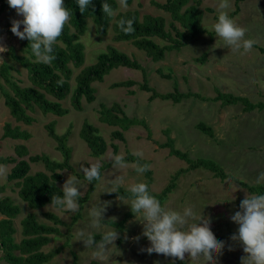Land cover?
<instances>
[{
  "label": "rangeland",
  "instance_id": "obj_1",
  "mask_svg": "<svg viewBox=\"0 0 264 264\" xmlns=\"http://www.w3.org/2000/svg\"><path fill=\"white\" fill-rule=\"evenodd\" d=\"M166 1L132 0L131 5L123 9L116 0L118 4L116 11L117 14L129 10L137 11L140 18L144 15L161 16L165 18L168 28V23L171 21L169 14L156 6ZM3 3L4 8L0 13V39L8 49L13 46L17 55H23L19 50L23 40L10 31L11 21L22 20L23 17L18 16L16 11L9 7L7 0L4 2L0 0V7ZM219 3L220 0L189 2L188 6L196 5L200 13L197 21L205 33L195 36L180 51L167 52L160 61L152 60L130 42H115L112 22L105 34H98L95 24L88 19L87 31L81 38L85 54L84 64L80 68L71 66L73 75L70 85L74 88L78 73L84 67L95 64L99 54L106 51L107 46H112L140 63L145 70L148 85L156 92L173 93L176 88L180 94L192 93L197 97L182 99L179 103L159 98L150 100L151 93L141 91L140 88L143 83V73L119 67L106 75L102 82L92 84L96 90L94 102L88 103L82 98V107L78 111L73 107L71 93L60 101L62 107L67 109V114L43 115L38 108H35L33 111H27V114L35 120L32 124L26 125L15 121L11 116L0 90V157L19 160L16 148L23 146L27 151L24 160L30 156L46 155L51 161L61 163L63 156L57 149V142L49 136L47 129L48 125L53 124L57 135L67 134L66 146L71 149L69 165L74 171L73 173L70 170H58L57 172L63 176V181L58 183V186L62 189L68 177L74 175L80 181L78 184L81 190L80 198L87 196L76 212L58 211L49 205L41 209H31L19 198L17 182L7 179L15 164H3L7 165V176L6 179L0 178V186L4 188L0 193V199L10 198L20 210L13 221L16 243H19L23 237V219L34 214L38 222L53 226L59 232L57 235H51L50 242L42 248L44 253L59 250L48 264H106L94 259L93 249L85 248L76 236L81 229L93 232L94 235H99L104 230L93 229L92 218L89 215L91 207L97 204L99 199L101 202H110L103 219L108 228L114 227L106 223L112 217L117 218L116 222L126 219L123 231H118L121 240L115 241L116 249L113 248L110 252L112 264H115L114 261L116 264H191L187 255L182 262L162 254L149 255L141 251L149 247L150 242L142 236L143 226L137 221L139 217L136 220L128 205L119 201L112 195L113 193H107L111 188L109 183L98 181L90 191L91 184L85 180L81 171L82 167H88L96 162H100L102 167L104 164H111L110 157L113 154H121L124 158L127 155L136 157L133 153L142 151L143 157L139 159L151 165L152 182L149 184V189L154 194H161L180 170L188 168L187 163L171 156L170 150L162 147L169 139L173 140L175 149L186 152L192 160L214 161L224 173L249 186L263 185H257L255 180L259 173L264 172V109L255 108L245 111L242 102L224 105L221 101H214V98L218 93H222L245 98L253 105L264 103V54L254 47L264 49V0H244L237 4L239 12L233 19L247 28L246 38L257 41L253 49L244 55L232 52L212 29V25L217 20ZM229 3L231 7L227 11L230 14L236 9V0H229ZM176 25L178 26L177 23ZM7 52L0 54L4 60H7ZM7 61L12 66L9 71L12 81L20 88L32 87L26 69L11 58ZM2 63L0 62V65ZM121 81H133L136 84L129 88H112L114 83ZM0 85L12 94L10 87L1 77ZM48 99L54 100L50 97ZM115 104L121 109V112H113L115 115L143 121L144 125L137 124L122 130L119 126H110L100 121L102 106L110 109ZM199 123L212 129L213 138L196 129ZM85 124L96 128L97 135L104 140L106 149L101 156H91V150L81 138ZM6 125L11 128L18 127L21 132L27 131L29 138L17 140L5 138ZM116 131L122 134L124 140L113 136ZM36 172L50 174L42 162L30 163L29 174ZM101 174L108 180L115 179L119 174L124 176L125 183L120 187L124 190L137 181L148 183L145 174H137L131 166L114 169L112 164ZM233 182L232 179L216 178L212 172L202 168L190 170L177 177L173 190L161 202L178 211L192 205L197 215L202 212V215L211 218V231L218 240L226 242L223 254L216 257L217 264H241V257L244 255L242 247L229 239L238 230V225L231 222L230 216L239 210V204L245 196L244 191L235 192V189L230 191L229 187ZM239 187L243 188L240 185ZM243 189L251 193L248 189ZM47 213L55 215L61 223L55 224L45 216ZM3 218L0 215V220ZM136 237H139L138 241L134 239ZM229 246L232 247V251L228 250ZM2 256L3 252L0 249V264H8L1 258Z\"/></svg>",
  "mask_w": 264,
  "mask_h": 264
},
{
  "label": "trees",
  "instance_id": "obj_2",
  "mask_svg": "<svg viewBox=\"0 0 264 264\" xmlns=\"http://www.w3.org/2000/svg\"><path fill=\"white\" fill-rule=\"evenodd\" d=\"M4 1L5 0H2V2ZM191 1L192 0H167L164 4H156L160 10L169 14L171 18L167 28V22L164 17L144 15L140 18L137 11L129 10L109 18L102 12L101 6L104 0H92V5L89 6V9L83 14L79 12L76 0H64L65 6L72 10L73 16L68 25L65 26L62 35L58 38V42L54 45V55L56 57L54 61L50 64L37 62L29 46V41L26 39L23 40L19 47L23 55H17L13 46L9 48L6 54L7 60L11 58L26 69L29 80L33 86L20 88L12 81L9 74L12 66L8 61L4 60L0 65V77L3 78L12 91V94H10L0 85L5 105L9 109L11 116L15 121L22 122L26 125H30L34 122L35 119L29 116L27 111H33L35 108H38L43 115L51 113L55 116H63L67 114V109L62 107L60 101L64 100L71 93L73 107L79 111L82 107V98L88 103H92L96 99V90L92 87V84L94 82H102L106 75L113 69L119 67L141 71L143 73V83L140 85V88L141 91L151 93L150 100L159 98L161 100H171L173 103H179L182 99L192 96L197 97L192 93L180 94L177 92L176 88L173 93L161 94L156 92L155 89L148 85L145 70L140 63L112 46H107L106 51L99 54L95 64L84 67L78 73L75 77L76 84L74 88L70 85V80L73 75L71 66L80 68L84 64L85 54L81 38L87 31L88 19H91L95 24L98 34H105L109 24L112 22V29L114 31L113 40L115 42H130L138 50L144 51L152 60L160 61L164 59L167 52L180 51L195 36L205 33L204 29L201 28L197 21L200 13L196 5L188 6ZM242 1L244 0H236V9L229 14L230 17L233 18L238 14L239 9L237 4ZM106 2L115 10L118 9L116 0H106ZM127 3L128 6H130L132 0H127ZM3 8L4 3L0 7V13ZM208 10L213 13L211 9ZM121 18L134 19V32L132 34H125L120 30L118 21ZM254 47L264 54V49L257 46ZM135 84L136 83L133 81H121L114 83L112 88H129ZM130 93L134 94L133 92ZM48 97L54 100H50ZM214 101H221L224 105L242 102L245 106V111H251L255 108H259L260 110L264 109V103L253 105L245 98L234 97L222 93H218ZM117 111L121 112L118 104L113 105L110 109L102 106L100 121L110 126H119L122 130H127L129 127L137 124L144 125L143 121H138L137 119H128L125 116L122 118L118 117L113 113ZM47 129L49 131V136L57 142V149L63 156V161L61 163L51 161L46 155L30 156L27 160H24L23 157L26 156L27 151L23 146H18L16 148V155L20 158L19 160L0 157V164H15L8 174L7 179L8 181L17 182V186L19 187V198L31 209H41L46 205H50L52 195L62 196V189L58 186V183L63 181V176L57 172L58 170H70L74 173L72 167L69 165L71 149L66 146L67 134L57 135L54 132L53 124L48 125ZM196 129L211 138L214 136L212 129L203 123L197 124ZM80 136L91 150V156L98 157L104 153L106 149L105 143L104 140L97 135L96 128L89 124H85ZM113 136L124 140L120 132H114ZM4 137L12 140L28 139L29 134L27 131L21 132L18 127L11 128L9 125H6ZM173 145V140L169 139L162 147L168 148L171 156H175L187 163L188 168L180 170L179 173L175 175L174 180L172 179L171 183L161 194H154L150 191L151 194L161 202L173 190L175 180L181 173L199 168L212 172L216 178H220L221 180L232 179V181L248 189L251 193L255 191L261 194L264 193V184L256 187L249 186L231 175L224 173L222 168L214 161L207 159L192 160L186 152L175 149ZM137 159L139 158L131 155H127L124 158L126 163H134ZM139 160L142 164H149L147 161ZM39 162L44 164L45 169L50 174H46L45 172H36L32 175L29 174L30 163ZM111 165L112 163L104 164L103 167H101V173ZM144 174L148 180L147 184L149 185L150 182H152L151 171L148 170ZM97 182L98 181L91 182L90 191L93 190ZM3 190L4 188L0 186V193H2ZM112 195L117 197V195H127V193L126 190L120 188L118 193H113ZM86 197L80 198V205H82ZM19 211V208L10 198L6 197L0 199V215L4 217L0 220V249L3 252L1 258L8 264H48L59 250L57 249L44 253L42 248L50 242L51 235H57L59 233L58 230L53 226L38 222L36 216L30 214L22 221L23 237L19 243H16L14 240L16 230L13 221L18 216ZM45 216L55 224L61 223L52 213H47ZM127 216L129 217L130 214ZM125 222L126 219L115 222V224L111 221L106 223L122 232ZM95 238L99 241L100 234L95 235Z\"/></svg>",
  "mask_w": 264,
  "mask_h": 264
},
{
  "label": "clouds",
  "instance_id": "obj_3",
  "mask_svg": "<svg viewBox=\"0 0 264 264\" xmlns=\"http://www.w3.org/2000/svg\"><path fill=\"white\" fill-rule=\"evenodd\" d=\"M79 12L83 14L92 5V0H76ZM10 8L16 11L22 20L13 19L10 31L21 40H28L29 46L37 62L50 64L55 60L54 45L62 35L63 30L73 16L72 10L65 6L64 0H7ZM120 8L127 9V0H118ZM102 12L109 18L117 15V11L104 0ZM231 7L229 0H220L217 6V20L212 25L216 36L221 38L232 52L244 55L253 49L257 43L255 39L246 38L247 28L241 26L235 19L229 16L227 9ZM134 19L121 18L118 26L125 34L134 32ZM21 27L23 30H21ZM242 50V51H241ZM9 51L0 39V54ZM0 62L4 58L0 55ZM138 158L143 157L142 151L133 153ZM103 158H101L102 160ZM114 169L132 167L136 173L143 175L150 170L151 165L140 163L137 159L129 165L123 155L113 154L110 157ZM102 164L96 162L88 167H82L81 171L85 180L91 184L93 181L107 182L111 188L107 193H118L125 183L122 175H116L115 179L108 180L101 174ZM7 176V165L0 164V178ZM255 183L264 184V172L259 173ZM80 181L74 175H70L62 185V196L52 195L49 206L59 210L76 212L80 207L81 190L78 187ZM230 191H244V199L239 204V210L230 216L231 222L238 225L237 232L230 236V241L242 247L244 255L241 264H264V194L249 193L239 187L238 183L230 185ZM127 195H117V199L130 207L131 213L143 226L142 236L150 242V246L141 251L149 255L162 254L173 260L185 261L186 255L191 264H217L216 257L223 254L226 242L218 240L211 231V218L197 215L192 205L183 208L182 211L169 208L161 203L149 190V185L144 181L130 184L126 189ZM91 207L89 215L93 229H104L100 233L99 241L93 232L83 229L76 233L78 241L85 248H91L92 256L106 264L110 262V252L116 249L115 241L119 232L115 227L108 228L104 222V215L110 202H101ZM116 217L110 221L115 224ZM139 240V237L134 238ZM232 251V247H228ZM116 264V261H114Z\"/></svg>",
  "mask_w": 264,
  "mask_h": 264
},
{
  "label": "crops",
  "instance_id": "obj_4",
  "mask_svg": "<svg viewBox=\"0 0 264 264\" xmlns=\"http://www.w3.org/2000/svg\"><path fill=\"white\" fill-rule=\"evenodd\" d=\"M120 238H121V237H120ZM120 238L118 239V242H120V240H121Z\"/></svg>",
  "mask_w": 264,
  "mask_h": 264
}]
</instances>
